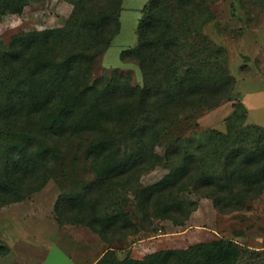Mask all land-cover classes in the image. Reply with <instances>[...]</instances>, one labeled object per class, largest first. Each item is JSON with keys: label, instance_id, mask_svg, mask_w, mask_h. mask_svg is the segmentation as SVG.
<instances>
[{"label": "trees", "instance_id": "obj_1", "mask_svg": "<svg viewBox=\"0 0 264 264\" xmlns=\"http://www.w3.org/2000/svg\"><path fill=\"white\" fill-rule=\"evenodd\" d=\"M29 1L0 0V6L21 13ZM69 2L63 25L16 32L8 44L0 40V203L43 186L65 142L86 135L93 179L73 197L61 194L56 206L96 231L135 225L131 211L115 207L101 216L98 209L113 200L118 186L161 162L155 145L164 137L170 172L134 191L147 227L158 218L183 224L197 208V201L180 195L190 185L211 197L218 210L226 196L255 198L264 187V126L245 123L241 100L233 103L224 130L206 128L199 137L172 133L184 120L231 98L235 78L222 47L207 40L183 60L190 48L183 38L200 35L211 19L208 11L187 8L194 0H176L178 17L172 0H147L138 42L120 51L123 61L136 60L141 70L142 83L132 84L129 72L117 68L107 80L92 78L96 57L120 31L123 0ZM116 251L109 246L94 264H233L242 249L219 238L143 258H119Z\"/></svg>", "mask_w": 264, "mask_h": 264}, {"label": "rangeland", "instance_id": "obj_2", "mask_svg": "<svg viewBox=\"0 0 264 264\" xmlns=\"http://www.w3.org/2000/svg\"><path fill=\"white\" fill-rule=\"evenodd\" d=\"M194 1L187 8L195 12L208 11L211 19L199 29L200 35L189 34L183 38L190 47L183 53V60L190 59L189 53L197 49L198 44L204 46L209 40L212 47L223 48L224 63L235 82L231 98H223L218 105L184 120L172 128V133L199 137L206 128L224 130L225 119L234 110L233 103L238 99L248 112L245 123L264 126V0ZM172 4L179 17L176 0H172ZM122 8L120 31L111 45L96 57L92 78L103 76L107 80L117 68L129 72L132 84H141L142 74L137 61H123L120 51L138 42L137 26L142 6L139 7V0H128ZM71 9L69 0H30L21 13L0 6V40L8 44L16 32L61 26L67 21ZM168 138L164 137L155 145V151L162 156L161 162L139 171L131 181L118 186L113 191V200L98 209L101 216L111 213L115 207L131 211L130 219L135 225L120 229L115 225L103 232L66 213L63 206L61 209L56 206L61 194L73 197L93 179L92 157L86 152L88 136L65 142L57 154L52 175L43 186L23 198L0 203V264L37 263L39 258L34 254L44 248L42 245L51 251L54 249L53 254L61 251L79 264H89L93 260L95 263L109 246L117 249L119 258L127 254L143 258L159 249L186 248L196 242L219 238L232 239L241 247L242 251L233 264H264V187L252 199L226 196L221 201L223 209L218 210L211 197L194 193L190 185L180 195L197 201V208L183 224L158 218L151 223L152 226H146L148 222L142 218L134 191L140 185L153 184L170 172L171 167L163 156ZM253 142L249 140L247 146ZM114 201L115 205L111 203ZM134 209L138 214L134 215ZM36 248L39 251L35 252ZM54 261L56 264L63 262Z\"/></svg>", "mask_w": 264, "mask_h": 264}, {"label": "crops", "instance_id": "obj_3", "mask_svg": "<svg viewBox=\"0 0 264 264\" xmlns=\"http://www.w3.org/2000/svg\"><path fill=\"white\" fill-rule=\"evenodd\" d=\"M126 1H128V0H123V5L126 3ZM146 1L147 0H139V7H141V6L143 7V5L146 3ZM123 11L124 10L122 8V10H121V17H122ZM121 23H122V20H121ZM45 243H46V241H45ZM42 246L44 248H41L40 251L38 250V248H36L37 250L35 252L39 251V252H37L38 255L36 253H35L36 255L34 254V256H37L39 258L38 261H37V263H34V262L32 263V261L31 262L27 261L26 263H31V264H56V263H54L55 262L54 260L56 259L57 261L63 260L62 264H79L75 260H73V259L71 260V259L67 258L64 255V253H62L61 251H59L60 253H54L53 254L54 249H52V251H51V250H49L51 248H46L45 247L46 245H42ZM47 250H49V253H47ZM103 252L101 254H103ZM59 256H60V259H59ZM57 264H59V263H57ZM84 264H88V263H84ZM89 264H94V260H93V262H90Z\"/></svg>", "mask_w": 264, "mask_h": 264}]
</instances>
